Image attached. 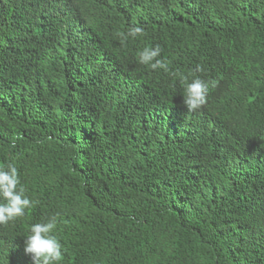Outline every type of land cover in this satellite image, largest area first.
I'll return each instance as SVG.
<instances>
[{"label":"trees","instance_id":"obj_1","mask_svg":"<svg viewBox=\"0 0 264 264\" xmlns=\"http://www.w3.org/2000/svg\"><path fill=\"white\" fill-rule=\"evenodd\" d=\"M194 75L219 86L189 111ZM8 163L34 203L0 264L55 214L59 264H264V0H0Z\"/></svg>","mask_w":264,"mask_h":264},{"label":"clouds","instance_id":"obj_2","mask_svg":"<svg viewBox=\"0 0 264 264\" xmlns=\"http://www.w3.org/2000/svg\"><path fill=\"white\" fill-rule=\"evenodd\" d=\"M122 41L129 37L135 39L145 35L142 26L135 25L127 33H119ZM139 63L152 70L163 69L168 71V61L161 58V47H144L138 53ZM200 72L197 66L194 70ZM185 83L184 104L189 111H195L207 103L210 89L219 86L218 79L204 80L193 76L191 81L182 77ZM34 201L26 195V189L21 184L18 168L14 163L0 167V225L7 224L25 215V210L33 206ZM58 215L55 214L39 223L30 226L29 234L25 236V253L30 254L34 264H59L63 260L64 250L62 243L53 234L57 227Z\"/></svg>","mask_w":264,"mask_h":264}]
</instances>
